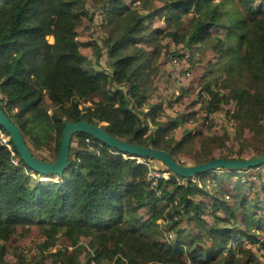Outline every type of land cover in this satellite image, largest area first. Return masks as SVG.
Listing matches in <instances>:
<instances>
[{
    "label": "trees",
    "instance_id": "16d2710c",
    "mask_svg": "<svg viewBox=\"0 0 264 264\" xmlns=\"http://www.w3.org/2000/svg\"><path fill=\"white\" fill-rule=\"evenodd\" d=\"M88 3L111 32L105 41L109 70L101 67L100 53L93 60L77 40L82 19L93 18ZM131 3L134 8L124 0H0V103L32 153L54 162L65 124L86 121L121 140L164 150L180 163L184 147L196 139L195 165L264 155V0ZM156 22L164 26L149 31ZM215 28L223 31L214 34ZM167 39L184 46L173 58L191 47L192 57L197 51L205 54L199 82L204 119L231 104L241 143L237 152L225 151L228 134L222 140L188 132L176 140L171 132L178 123L159 119L162 103L151 100L158 67L137 45ZM127 46H135V52ZM0 131L9 137L1 126ZM247 133L254 140L247 142L245 157ZM53 144V159L38 155ZM124 155L79 132L68 168L56 177L34 173L18 153L19 164H13L0 143V264H31L14 243L20 231L28 236L33 228L44 238L41 250L60 239L75 247L55 264H81L82 255L88 264H264L259 254L264 251V189L243 185V179L261 180L264 164L186 180L151 160L170 174L152 186L147 167Z\"/></svg>",
    "mask_w": 264,
    "mask_h": 264
},
{
    "label": "rangeland",
    "instance_id": "374dc122",
    "mask_svg": "<svg viewBox=\"0 0 264 264\" xmlns=\"http://www.w3.org/2000/svg\"><path fill=\"white\" fill-rule=\"evenodd\" d=\"M127 5H130L134 8V5L131 3L132 0H124ZM90 14L93 15L92 20H89L88 17L82 19V23L79 25V37L77 40L83 42L85 45L81 49V52L96 60L99 56L102 55V68L108 69L107 65V47L105 41L111 36L110 29L103 22V18L99 12L95 11L92 8L91 3H88L86 6ZM157 26L163 27L162 22H156L153 25H149L148 30L156 28ZM218 31H223V29L215 28L214 34ZM147 38V36H146ZM50 43H54V38L52 36L48 37ZM97 45L98 49L94 47ZM138 48H142L146 55L149 54L152 60V66L158 67V71L153 75V85H152V94L151 100L153 104L162 103V113L159 115V119L164 123H168L169 118L174 119L178 123V127L171 132V135L174 136V139L180 140L184 134L192 132L193 134L198 133L199 131L203 132L204 135H216L222 140L225 139L226 134L230 135L229 140L227 141L228 147L225 149L226 152H237L241 148V143L236 139V129L237 124L231 119L232 111L234 110L232 105L223 104L220 107V110L210 117V120H205L204 116L206 115V109L199 98L201 87L199 82L204 76L205 62H201L204 55L201 51H197L192 57L191 53L192 48L182 49L181 53L175 55L173 54L178 51L181 47H177L170 40H163L159 44L152 45L145 41L139 43ZM135 46H127L126 50L130 51L132 54L135 52ZM192 57V58H191ZM192 62H198L195 68H191ZM208 62V59H207ZM95 63V62H94ZM109 70V69H108ZM148 73H151L148 71ZM226 78L224 73L223 78ZM222 93H228V90L221 89ZM87 106V105H85ZM89 106V104H88ZM147 111V110H145ZM197 112V117L192 116V112ZM51 113V111H49ZM264 128V123H263ZM254 138L251 137L249 133L245 134L242 143L246 148L244 156H249L248 148L246 147L247 142L253 141ZM261 144L264 143V139L260 141ZM46 148L37 151L39 156H50L52 159V149ZM200 142L199 139L187 144L184 147L183 153L180 155L182 158V163L184 165H195L193 157L195 152L199 149ZM250 148V147H249ZM218 154V153H217ZM262 173V179L246 180L243 179L246 186L247 183L255 185V188L260 192L264 189V168L260 170ZM251 174V172H247ZM244 173V174H247ZM35 176V175H34ZM43 181H48L47 178H42ZM227 188L230 190L232 186L228 184ZM21 231L16 236L17 242L14 243L21 245L23 248V255L31 262V264H55L60 258H62L63 252L68 253L69 255L74 253L75 247L71 244L68 245L64 240H58L56 245L51 248L40 249L39 244L44 242V238L39 234L38 229L33 228L32 232L28 236H20ZM264 240V238L262 239ZM83 244L87 245V240L82 241ZM245 244L251 246L249 241H246ZM66 250V251H65ZM85 254V253H84ZM259 254L264 255V251H261ZM9 257H12V253ZM87 259L84 258V255L81 256V264H86ZM88 264V262H87Z\"/></svg>",
    "mask_w": 264,
    "mask_h": 264
},
{
    "label": "water",
    "instance_id": "95a60500",
    "mask_svg": "<svg viewBox=\"0 0 264 264\" xmlns=\"http://www.w3.org/2000/svg\"><path fill=\"white\" fill-rule=\"evenodd\" d=\"M0 126L4 128L9 135L21 160L31 170H33L34 173L39 175H55L56 177L63 176L69 165L73 136L79 132L92 135L107 147L113 148L120 153L130 155L132 157H144L152 161L160 162L176 176L186 180H193V178L200 174L219 171L221 169L250 170L253 168H258L264 164V155H261L252 159L216 158L205 164L184 165L164 150H157L151 147H142L132 144L129 141L121 140L109 134L102 128V126L86 121L67 122L63 129L62 140L60 143V150L57 159L54 162L43 161L32 153L20 128L9 118L1 103Z\"/></svg>",
    "mask_w": 264,
    "mask_h": 264
},
{
    "label": "built area",
    "instance_id": "2783aa9c",
    "mask_svg": "<svg viewBox=\"0 0 264 264\" xmlns=\"http://www.w3.org/2000/svg\"><path fill=\"white\" fill-rule=\"evenodd\" d=\"M0 143H1L2 146L6 147L11 152V155L13 157V160H12L13 164L18 165L19 164V160L16 157L17 153H16V151L13 148V144L11 143L10 137H8L2 131H0ZM124 157L126 159H133L138 164H141V165L147 167V169H148V179L151 182L152 186H156L159 179L168 178L170 176V174L168 172L161 171V170L157 169L153 165L151 160H149V159H146L144 157H132V156H127V155H124Z\"/></svg>",
    "mask_w": 264,
    "mask_h": 264
}]
</instances>
